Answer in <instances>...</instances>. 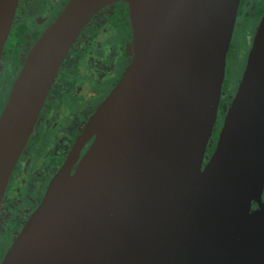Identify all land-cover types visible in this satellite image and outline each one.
<instances>
[{
  "label": "water",
  "instance_id": "1",
  "mask_svg": "<svg viewBox=\"0 0 264 264\" xmlns=\"http://www.w3.org/2000/svg\"><path fill=\"white\" fill-rule=\"evenodd\" d=\"M118 1L70 0L29 51L0 117V207L65 59ZM127 2L131 62L2 264H264V14L205 165L242 0ZM19 3L0 0V62Z\"/></svg>",
  "mask_w": 264,
  "mask_h": 264
},
{
  "label": "flooded vegetation",
  "instance_id": "2",
  "mask_svg": "<svg viewBox=\"0 0 264 264\" xmlns=\"http://www.w3.org/2000/svg\"><path fill=\"white\" fill-rule=\"evenodd\" d=\"M69 1L20 0L0 62V91L3 96L9 91L5 100L0 98V117L29 51ZM247 7L251 11H245ZM263 14L264 0H242L227 55L222 90L221 100L224 97L229 104L221 120L218 117L205 165L215 151L224 117L241 81L233 93L235 86L232 80L235 76L230 75V66L242 69V78ZM245 19L247 28L242 22ZM253 27L255 30L250 41L248 35ZM21 29L23 33H20ZM239 29L243 31V42L240 57L237 58L234 39ZM11 38H15L14 43ZM132 40L129 5L127 0H121L103 8L91 20L77 40L74 53L70 57L68 54L65 59L30 140L15 166L0 207V241L5 238L12 240L4 248L0 243V264L42 202L51 180L67 160L89 118L123 76L132 59ZM15 55L22 65L20 63V70L15 68L11 71L9 63ZM101 86L105 89L99 97ZM92 142L93 138L84 145L79 158L83 157Z\"/></svg>",
  "mask_w": 264,
  "mask_h": 264
},
{
  "label": "rangeland",
  "instance_id": "3",
  "mask_svg": "<svg viewBox=\"0 0 264 264\" xmlns=\"http://www.w3.org/2000/svg\"><path fill=\"white\" fill-rule=\"evenodd\" d=\"M245 11H251V9L250 8H246L245 9ZM242 22H245V25L244 26H246V27H244V28H247V20L245 19V21H242ZM254 27H253V29L250 31V34L248 35V38H249V40L251 39V37L253 36V34H254ZM243 32V31H242ZM242 32H241V29H239L237 32H236V36H235V39H234V44H235V49H236V56H237V58H239L240 57V53H241V49H242V42H241V40H242ZM12 39V38H11ZM15 39V38H14ZM14 39H12L13 40V43H14ZM252 40V39H251ZM250 40V41H251ZM249 42V41H248ZM12 43V44H13ZM77 45H74V47L71 49V51H70V55H69V57L74 53L73 51L75 50V47H76ZM20 63H21V65H22V61L20 62L19 61V58L15 55L14 57H13V59H12V61L9 63V66H10V68H11V71L13 70V69H15V68H17V70H20V68H21V66H20ZM235 66V65H234ZM241 70L242 69H239V70H237V68L236 67H233V65H231L230 66V70H229V72H230V75H234L235 77H234V80H232V83L234 84V90H233V93L236 91V89H237V86H238V83H239V81H240V79H242L241 78ZM228 75H229V73H228ZM104 87L103 86H101V89H99V92H100V94H99V97H102V95L104 94ZM101 90V91H100ZM106 91V90H105ZM2 94V91H0V98H3L4 100L8 97V95H9V91L7 92V95H5V96H3V94ZM2 105L0 106V111H2ZM220 120H221V118H220ZM220 120H219V122H220ZM18 232V231H17ZM12 242V240L9 238H5V239H2L1 241H0V243H1V246H2V248H4L6 245H8V244H10ZM5 244V245H4ZM4 245V246H3Z\"/></svg>",
  "mask_w": 264,
  "mask_h": 264
},
{
  "label": "trees",
  "instance_id": "4",
  "mask_svg": "<svg viewBox=\"0 0 264 264\" xmlns=\"http://www.w3.org/2000/svg\"><path fill=\"white\" fill-rule=\"evenodd\" d=\"M20 33H23L22 29L20 30ZM228 104H229V100L223 97V99L220 102V107H219L220 108L219 110L221 111V113L219 114L220 118L223 116V113L226 111Z\"/></svg>",
  "mask_w": 264,
  "mask_h": 264
},
{
  "label": "bare ground",
  "instance_id": "5",
  "mask_svg": "<svg viewBox=\"0 0 264 264\" xmlns=\"http://www.w3.org/2000/svg\"><path fill=\"white\" fill-rule=\"evenodd\" d=\"M253 209H255V206H253Z\"/></svg>",
  "mask_w": 264,
  "mask_h": 264
}]
</instances>
